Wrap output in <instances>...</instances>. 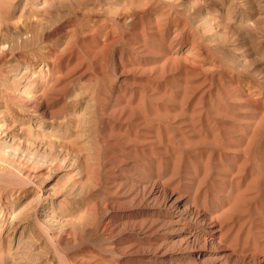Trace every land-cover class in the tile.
I'll return each instance as SVG.
<instances>
[{"label":"rangeland","instance_id":"374dc122","mask_svg":"<svg viewBox=\"0 0 264 264\" xmlns=\"http://www.w3.org/2000/svg\"><path fill=\"white\" fill-rule=\"evenodd\" d=\"M0 48V264H264V0H0Z\"/></svg>","mask_w":264,"mask_h":264},{"label":"bare ground","instance_id":"6f19581e","mask_svg":"<svg viewBox=\"0 0 264 264\" xmlns=\"http://www.w3.org/2000/svg\"><path fill=\"white\" fill-rule=\"evenodd\" d=\"M1 50H3V49H1L0 48V51ZM11 50V49H10ZM0 54H1V52H0ZM25 71H27V70H25ZM40 112H43L44 113V110H42V111H40ZM1 126V125H0ZM3 126V125H2ZM1 128V127H0ZM180 199H177V197L175 198V199H173V202L175 201V202H178V203H180V201H179ZM180 205V204H179ZM182 209L184 210V211H186V213L188 212V209L186 208V206L185 207H182ZM8 224H7V221H6V219L5 218H3L2 219V223H1V226L2 227H6ZM218 228H212L211 229V235H212V237H215L216 236V234L218 233ZM195 237V236H194Z\"/></svg>","mask_w":264,"mask_h":264}]
</instances>
